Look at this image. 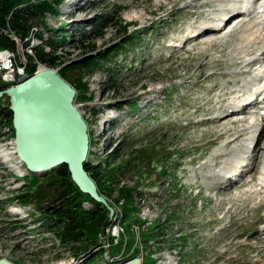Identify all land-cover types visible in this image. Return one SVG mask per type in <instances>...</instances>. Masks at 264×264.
<instances>
[{"label": "rangeland", "instance_id": "rangeland-1", "mask_svg": "<svg viewBox=\"0 0 264 264\" xmlns=\"http://www.w3.org/2000/svg\"><path fill=\"white\" fill-rule=\"evenodd\" d=\"M54 1L55 12L29 23L46 40H60L53 54L58 62L51 68L77 90L76 105L92 140L90 174L99 173V191L116 214L95 233L65 237L66 211L74 209L67 200L72 203L76 197L74 189L56 173L32 175L25 166L10 163L16 156L15 138L10 100L4 96L0 259L15 264L85 262L94 257L92 248L105 232L101 228L120 222L127 251L144 256V264H155L160 257H166V264H264V189L252 198L237 197L261 181L241 185L248 175L233 189L215 187L227 160L245 153L240 143H230L233 132L218 141L219 127L230 120L213 123L217 127L205 123L214 114L204 113L210 106L204 104L219 93L212 88L221 87L230 79L225 78L228 71L239 67L226 61L230 47L207 43L216 35L184 46L185 34L195 33L204 22L210 1L200 8L192 0L188 5L187 0H82L84 13L73 15L70 0ZM30 39L29 48L18 47L19 63L42 43L35 34ZM46 52L52 53L49 48ZM13 77L8 73L5 78ZM3 85L0 75V91ZM254 154L257 166L250 171H263L258 166L262 151ZM65 191L69 196H63ZM124 228L119 231L122 240ZM121 249L113 246L111 254Z\"/></svg>", "mask_w": 264, "mask_h": 264}, {"label": "bare ground", "instance_id": "bare-ground-1", "mask_svg": "<svg viewBox=\"0 0 264 264\" xmlns=\"http://www.w3.org/2000/svg\"><path fill=\"white\" fill-rule=\"evenodd\" d=\"M190 1L191 0H187L185 4L188 5ZM209 1V5L212 7L209 10H206L205 15H202L204 22H202L199 27L197 26L199 30L197 29L198 31H193L195 33H192L191 35L189 34L188 36L185 34L184 46L185 44H191L207 36L216 35L214 38L206 40L207 43L217 41L218 46L230 47V54L226 61H228L227 63H230L229 65L234 67L236 65L239 67V70H236L235 72L228 71L225 78L227 79L230 77V79H228V81H224L225 83L221 85V87L219 85H215L214 88H212L211 92L218 89L219 93L214 97H210V100L204 104H210L209 111L204 113H220V115L212 116L210 119L204 121L207 124L217 123L222 125V121L225 122L230 120L228 123L226 122L219 127V132L217 133L218 141L221 142V140L225 139L233 132L232 136L234 138L230 143H240L239 150L243 149L245 153L240 156L237 155V157L234 156L229 161L227 160L225 164L228 167L227 169L224 168V171L218 174V181L215 187H218L220 191H225L230 187L233 189L234 186L236 187L237 183L240 184V182H242L249 175V177L244 180L241 185L247 187L250 186L252 182L261 181V183L256 185V187H251V189L249 187L247 190L239 193L237 197L239 198L243 195H247V198H252L254 195L258 196L263 193L264 189V170H253L254 172H252V170L250 171V169L257 166V154H254L256 152L259 153L262 151V156L259 159L258 166H264V107L260 108L257 101L250 103L251 99L255 100V97L264 90V0H261L258 5L250 11L248 16L238 15L232 20V22L230 19L234 16L229 19L227 18L232 13V10L237 8V10L240 11L242 7L248 8L247 5L243 4L238 7L237 3L232 5L231 0ZM192 2L195 4L197 3L198 7L202 8L208 3V0H192ZM248 2H250V0H248ZM69 3L75 6L74 11L70 12L71 15L76 12L84 11L83 9L85 8V5L81 6L82 0H70ZM212 21L217 24V29L223 23L226 25L223 29L216 31L213 27L209 26ZM203 24L204 26L201 27ZM191 28L196 29L195 25L191 26ZM185 32L187 33V29ZM196 33L198 34L194 35ZM14 38L17 41L18 47L22 49V43L20 40L16 37ZM179 46H181V44H179ZM179 46L178 44L170 45V47H177V49ZM6 53L12 52L8 50L0 51V58H2ZM26 66L27 62L24 61L21 62L20 65L16 66V69H11V67L7 68L6 74H14L13 81L9 82H15L17 78L24 77L26 75ZM43 68H46V66L39 63L38 70ZM23 69H25V71L20 74V71ZM208 79L209 77L205 78V80ZM232 86L234 87L232 88ZM154 92L158 91L154 90ZM260 96L261 94L258 97ZM256 108H259L257 112L255 110ZM253 109L254 111H252ZM106 121L108 122L110 120L106 119ZM214 126L217 127L216 125ZM261 142H263L262 145L260 144ZM217 146L219 145H215L214 147ZM221 154L223 156L220 158L224 157V154ZM15 155L16 156L13 157L15 159H10V163L14 164L15 167L24 168V165L18 159L16 152ZM216 157L218 156L216 155ZM5 163H9V160ZM257 175L260 177L259 179H257ZM117 218L118 217L116 216V219ZM22 219H24V217ZM121 227L122 225L120 222L109 225L110 234L112 233V229L115 228L114 234H117V241L108 242L107 246H105V244H99L105 242V227L102 229L104 233L100 235L101 238L97 241L96 246L93 247V252L95 254H99L100 256V262L97 264H117L124 260L125 250H123L120 254L116 253L117 255L111 254L113 246H118L122 241V234L119 232L120 230L123 231V228ZM262 231H264V228ZM62 264H73V262L69 261ZM77 264H84V262L82 261Z\"/></svg>", "mask_w": 264, "mask_h": 264}, {"label": "water", "instance_id": "water-1", "mask_svg": "<svg viewBox=\"0 0 264 264\" xmlns=\"http://www.w3.org/2000/svg\"><path fill=\"white\" fill-rule=\"evenodd\" d=\"M4 96L10 99L16 154L26 169L45 174L67 165L79 190L113 216L114 208L85 168L91 142L88 124L75 104L77 90L56 69L46 68L4 89L0 98ZM0 264L15 263L0 259ZM121 264L142 263L135 257Z\"/></svg>", "mask_w": 264, "mask_h": 264}, {"label": "trees", "instance_id": "trees-1", "mask_svg": "<svg viewBox=\"0 0 264 264\" xmlns=\"http://www.w3.org/2000/svg\"><path fill=\"white\" fill-rule=\"evenodd\" d=\"M58 1L54 0H40L36 3L34 0H0V50L9 49L16 52V43L10 38L9 33L20 37L22 40L26 39L31 33H34L33 25L29 22L31 20L43 19L45 14L55 12L54 5H57ZM51 32V31H49ZM8 33V34H7ZM42 41V46L34 48L32 50L33 55L26 54L29 69V75H32L36 71V61L48 64L49 66H54L58 62V57L53 54L57 50V44L60 43L59 38L51 37L46 40L42 34H36ZM30 42H26L28 46ZM44 44V45H43ZM49 48L52 53H47L46 49ZM8 66L7 68H9ZM64 78V76L62 75ZM10 85L4 84L1 88L5 89ZM8 116L12 122L13 114L9 107ZM87 171H91L90 163L85 164ZM56 173L60 179L63 180L65 186L74 189L73 193L76 195L72 199H68L67 202L69 206L74 207V209H68L66 213H70L68 218L69 222L67 225L65 237H70V239H77L82 236V232L89 231L94 232L103 224L108 221V211L101 204L93 200L89 195L83 194L79 188L74 184L71 178V173L69 172L68 166L63 165L59 168L53 170L50 173ZM99 173H93L92 177L96 181ZM109 174V173H108ZM46 175V174H44ZM70 192L65 191L63 196H69ZM86 197L88 200H83ZM83 201H90L93 203L94 208L90 211H85L81 207ZM74 205V206H72ZM75 230L81 232L79 235L75 234ZM73 236V237H72ZM72 237V238H71Z\"/></svg>", "mask_w": 264, "mask_h": 264}, {"label": "built area", "instance_id": "built-area-1", "mask_svg": "<svg viewBox=\"0 0 264 264\" xmlns=\"http://www.w3.org/2000/svg\"><path fill=\"white\" fill-rule=\"evenodd\" d=\"M1 61H3L6 66H10L11 69H16V66L14 65L15 62V54L14 53H6L4 57L0 58ZM121 228H124L123 226ZM111 241H117V234H110L109 233V225L105 227V242L99 243V244H105L107 246L108 242Z\"/></svg>", "mask_w": 264, "mask_h": 264}]
</instances>
